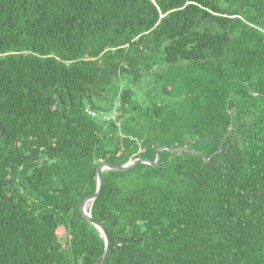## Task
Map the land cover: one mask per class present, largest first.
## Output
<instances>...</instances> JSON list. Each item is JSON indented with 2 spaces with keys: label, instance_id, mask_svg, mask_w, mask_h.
I'll return each mask as SVG.
<instances>
[{
  "label": "trees",
  "instance_id": "1",
  "mask_svg": "<svg viewBox=\"0 0 264 264\" xmlns=\"http://www.w3.org/2000/svg\"><path fill=\"white\" fill-rule=\"evenodd\" d=\"M162 146L101 264H264V0H0V264H95Z\"/></svg>",
  "mask_w": 264,
  "mask_h": 264
},
{
  "label": "water",
  "instance_id": "2",
  "mask_svg": "<svg viewBox=\"0 0 264 264\" xmlns=\"http://www.w3.org/2000/svg\"><path fill=\"white\" fill-rule=\"evenodd\" d=\"M229 114H231L229 112ZM231 130V127H229L228 132ZM161 151H167L169 153L172 154H178V153H182V152H188V148L187 147H181V148H177V149H172L170 147H166V146H162L160 148L157 149L156 151V155H155V161L154 162H149L147 160H143V159H136L135 161H129L126 164L122 165V166H114V165H110L107 163H102L98 166L97 171H96V176H97V186H96V192L90 196L87 197L86 199H84L79 207V212L81 214V216L91 225H93L95 227V229L98 231L99 236L103 239L104 243H105V249L103 254L101 255V257L97 260V262L95 264H101L104 259L106 258L108 251H109V237H108V233L105 229V227L101 224H99L98 222H96L95 220L92 219L91 214H90V208H91V204L94 201V199L98 196L101 187H102V172L105 170H113V171H118V172H125L131 168H133L134 166H136L137 164H146V165H150V166H155L158 164L159 162V153ZM86 205L89 206V210H87Z\"/></svg>",
  "mask_w": 264,
  "mask_h": 264
},
{
  "label": "built area",
  "instance_id": "3",
  "mask_svg": "<svg viewBox=\"0 0 264 264\" xmlns=\"http://www.w3.org/2000/svg\"><path fill=\"white\" fill-rule=\"evenodd\" d=\"M86 113H87L89 116H91L92 118L96 117L97 115H100V114H97V113H95L94 111H91V110H86ZM102 118L108 120L107 117L102 116Z\"/></svg>",
  "mask_w": 264,
  "mask_h": 264
},
{
  "label": "bare ground",
  "instance_id": "4",
  "mask_svg": "<svg viewBox=\"0 0 264 264\" xmlns=\"http://www.w3.org/2000/svg\"><path fill=\"white\" fill-rule=\"evenodd\" d=\"M86 208H88V205H86Z\"/></svg>",
  "mask_w": 264,
  "mask_h": 264
}]
</instances>
